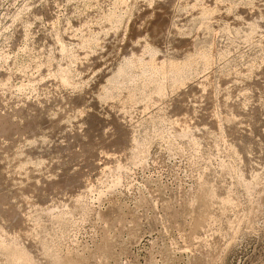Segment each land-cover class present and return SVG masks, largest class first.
Segmentation results:
<instances>
[{
	"label": "rangeland",
	"instance_id": "rangeland-1",
	"mask_svg": "<svg viewBox=\"0 0 264 264\" xmlns=\"http://www.w3.org/2000/svg\"><path fill=\"white\" fill-rule=\"evenodd\" d=\"M0 229V264H264V0H0Z\"/></svg>",
	"mask_w": 264,
	"mask_h": 264
},
{
	"label": "bare ground",
	"instance_id": "bare-ground-1",
	"mask_svg": "<svg viewBox=\"0 0 264 264\" xmlns=\"http://www.w3.org/2000/svg\"><path fill=\"white\" fill-rule=\"evenodd\" d=\"M260 13V12H259ZM261 15V14H260ZM263 17L261 16V18H258V19H262ZM175 28V27H174ZM55 38V37H54ZM57 39V38H56ZM55 41V40H54ZM60 41H61V39H60ZM61 45V44H60ZM142 50V49H141ZM62 51V50H61ZM143 51H145V52H147L150 56H152L153 54L151 53V51L149 50V48H143ZM51 53V52H50ZM51 55V54H50ZM47 56V55H46ZM43 58V57H42ZM152 58V57H151ZM151 58H149L148 59V61H149V63H151V65H152V59ZM189 58V57H188ZM191 58V57H190ZM190 58H189V60H190ZM192 60V59H191ZM44 61V60H43ZM134 61H138L137 59H134V58H132V57H129V58H127V64H129L130 66H132V64H133V62ZM191 63V62H190ZM35 64V63H34ZM139 64V63H138ZM155 64H157V63H155ZM36 65V64H35ZM38 65V64H37ZM44 65V64H43ZM188 65V60H186V61H184V62H182V63H180V64H177L176 66H174V67H172L173 68V71L172 72H175V73H178L179 71H181L185 66H187ZM134 66H135V64H134ZM141 66V65H140ZM150 66V65H149ZM144 67V65L142 64V66H141V68H143ZM157 67V66H156ZM42 68V67H41ZM137 68H139V67H137ZM153 68V67H152ZM163 68V67H162ZM171 68V67H170ZM140 69V68H139ZM54 70V69H53ZM161 70H164V69H161ZM157 71V70H156ZM165 71V70H164ZM48 72V71H47ZM12 73V72H11ZM45 73V72H44ZM124 73V69L123 68H121V67H118V68H116L115 69V73L114 74H112L113 76H112V79H115V77H117V76H119V75H121V74H123ZM65 75V74H64ZM40 76V75H39ZM67 77H68V75H67ZM111 79V81L113 82L114 80H112ZM62 80H63V82L66 80L65 79V77L63 76L62 77ZM62 80H61V82H62ZM68 80H70V79H68ZM117 80V79H116ZM111 82V83H112ZM65 85H66V82H65ZM113 85V84H112ZM60 86V85H59ZM6 93V92H5ZM126 98V97H125ZM126 100V99H125ZM130 100V99H129ZM127 102V101H126ZM148 104V103H147ZM146 104V105H147ZM145 105V106H146ZM184 117H182L181 118V121H178L177 123H178V125L179 124H181L178 128V131L180 132V130L182 129L181 127H183L184 129H191V127L188 125V123H190V122H184V121H186V119L184 118ZM180 120V119H179ZM177 125V124H176ZM177 125V126H178ZM117 161V160H116ZM116 166V168L119 166V162L115 165ZM115 168V167H114ZM64 204V203H63ZM33 206V205H32ZM31 207V206H30ZM34 207H35V205H34ZM34 207H32V208H34ZM35 210H37V209H35ZM35 212V211H34ZM38 211H36V213H37ZM39 214V213H38ZM36 215V214H35ZM38 216H40V214L38 215ZM36 217H37V215H36ZM39 220V219H38ZM41 222V221H40ZM34 231V230H33ZM20 234V233H19ZM11 235V234H10ZM14 235V234H13ZM0 236H3V237H7L8 236V234H6L5 232H4V230L3 229H0Z\"/></svg>",
	"mask_w": 264,
	"mask_h": 264
}]
</instances>
